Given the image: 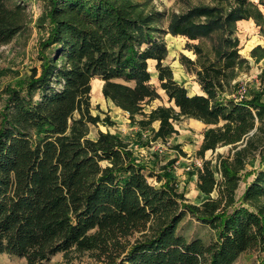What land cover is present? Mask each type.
Segmentation results:
<instances>
[{"label":"trees","instance_id":"trees-1","mask_svg":"<svg viewBox=\"0 0 264 264\" xmlns=\"http://www.w3.org/2000/svg\"><path fill=\"white\" fill-rule=\"evenodd\" d=\"M260 6L264 0H209L170 15L163 28L165 14L144 13L136 0H45L36 20L46 33L39 65L0 88V256L26 264L58 254L67 262L87 257L85 264H234L255 252L264 264V82L242 98L233 83L249 66L236 25L252 21L264 37ZM31 22L26 4L0 0V46L27 34ZM167 34L197 41L186 43L194 59L179 61L200 93L189 95L164 63ZM258 52L264 48L251 57ZM95 79L138 139L146 132L165 143L183 119L205 126L201 166L190 173L202 203H188L168 173L146 174L124 137H89L91 125H114L91 114ZM158 89L168 106L146 113ZM221 147L226 154L205 159ZM250 161L257 167L237 198ZM153 176L159 185L148 182ZM187 218L208 228L210 239L183 235Z\"/></svg>","mask_w":264,"mask_h":264},{"label":"rangeland","instance_id":"rangeland-1","mask_svg":"<svg viewBox=\"0 0 264 264\" xmlns=\"http://www.w3.org/2000/svg\"><path fill=\"white\" fill-rule=\"evenodd\" d=\"M26 4L29 16L32 20L30 29L24 36L14 39L10 44L0 46V88L5 85L16 86L24 78L30 74V69L39 65L40 45L46 37L44 29L36 26V20L43 12L45 0H13ZM140 4V9L144 13L160 12L165 17L160 26L165 28L170 15L187 11L195 6L209 5V0H136ZM257 2L258 0H253ZM264 13V6H260ZM236 36L239 39V54L249 63L248 68L239 71L238 77L233 83H236L237 97L252 96L258 93L264 82V54L260 57V52L256 53L257 58L250 55L252 49L260 46L264 48V37L259 33V28L252 21H239L236 25ZM164 42L167 49V58L164 61L173 73L174 79L183 84L188 90L189 95L200 93V88L195 82L193 75L187 73L185 68L180 64V56L194 59V55L186 48V43L196 44L197 41H188L185 37L172 36L167 34L164 36ZM209 45V43H207ZM259 57V58H258ZM155 63L150 62L151 83L158 88L156 78ZM97 80L91 85V114L100 116L101 119L108 117L114 123L111 127H106L101 123L89 126V137L95 138L99 131L117 134L124 137L131 143L136 157L141 160L148 170H152L159 174L168 173L171 181L177 185L178 191L183 193L188 203L200 204L206 198L202 196L196 188V176H190L191 172L200 167L201 159L196 156V152L202 141V133L204 127L200 122L192 119H183L177 125L178 133L169 138L165 143L161 141H150L149 133H142L141 139H138L137 127L131 125L127 114L115 107L109 100H106L101 90L98 91ZM159 99L154 100L150 104L145 105L144 111L148 113L157 106H168L167 98L163 91L158 89ZM264 103V95L260 98ZM178 145L180 150L174 149ZM182 151L185 156L181 154ZM227 147L218 148L215 153L210 151L205 153V159H212L216 153L226 154ZM172 164H169L171 163ZM257 162H249L246 165V175L236 192L238 198L246 183L252 179L251 172L257 167ZM165 170H162L163 168ZM165 179L162 180L163 183ZM148 182L152 185H159L155 177L148 178ZM180 232L187 236L201 237L209 240L212 232L202 226L197 220L187 218L182 224ZM89 262L87 257L74 258L71 262H67L65 258L58 254L49 262L44 264H85ZM0 264H26L25 260L0 256ZM234 264H258L257 254L255 252L245 253L241 255Z\"/></svg>","mask_w":264,"mask_h":264},{"label":"bare ground","instance_id":"bare-ground-1","mask_svg":"<svg viewBox=\"0 0 264 264\" xmlns=\"http://www.w3.org/2000/svg\"><path fill=\"white\" fill-rule=\"evenodd\" d=\"M94 81H95V80H94ZM96 83L98 84V91L101 90V87H102V81L97 80ZM91 92H92V90H91Z\"/></svg>","mask_w":264,"mask_h":264},{"label":"crops","instance_id":"crops-1","mask_svg":"<svg viewBox=\"0 0 264 264\" xmlns=\"http://www.w3.org/2000/svg\"><path fill=\"white\" fill-rule=\"evenodd\" d=\"M193 95H194V94H193ZM194 121H195V120H194ZM197 122H198V121H197ZM157 127H158V124H155V125H154V128L156 129Z\"/></svg>","mask_w":264,"mask_h":264},{"label":"built area","instance_id":"built-area-1","mask_svg":"<svg viewBox=\"0 0 264 264\" xmlns=\"http://www.w3.org/2000/svg\"><path fill=\"white\" fill-rule=\"evenodd\" d=\"M201 166V165H200Z\"/></svg>","mask_w":264,"mask_h":264}]
</instances>
